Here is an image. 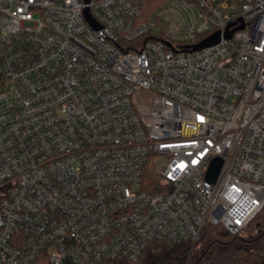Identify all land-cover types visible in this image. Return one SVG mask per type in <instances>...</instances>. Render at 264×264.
Listing matches in <instances>:
<instances>
[{"label":"built area","instance_id":"built-area-1","mask_svg":"<svg viewBox=\"0 0 264 264\" xmlns=\"http://www.w3.org/2000/svg\"><path fill=\"white\" fill-rule=\"evenodd\" d=\"M263 210L264 0H0V264L134 261Z\"/></svg>","mask_w":264,"mask_h":264},{"label":"trees","instance_id":"trees-1","mask_svg":"<svg viewBox=\"0 0 264 264\" xmlns=\"http://www.w3.org/2000/svg\"><path fill=\"white\" fill-rule=\"evenodd\" d=\"M263 211L240 233L207 223L195 243L151 242L137 260L119 264H264V224H255Z\"/></svg>","mask_w":264,"mask_h":264},{"label":"water","instance_id":"water-1","mask_svg":"<svg viewBox=\"0 0 264 264\" xmlns=\"http://www.w3.org/2000/svg\"><path fill=\"white\" fill-rule=\"evenodd\" d=\"M86 1H89V0H86ZM86 14H87L88 19H90V15L88 13V10H86ZM243 27L244 26L242 24L238 28H243ZM233 32H234V30L228 31L226 33V36L228 38H230L232 36ZM219 40H220V34L216 33V34L210 36L209 38L205 39L201 43H199L197 46H195V49H200L202 47L212 45V44L218 42ZM167 44L169 45V43H167ZM222 166H223V160L221 158L214 159L212 161L210 168H209V171L207 173V179L210 180L211 182H215L216 179L218 178L220 172H221Z\"/></svg>","mask_w":264,"mask_h":264},{"label":"rangeland","instance_id":"rangeland-1","mask_svg":"<svg viewBox=\"0 0 264 264\" xmlns=\"http://www.w3.org/2000/svg\"><path fill=\"white\" fill-rule=\"evenodd\" d=\"M263 216L262 217H260V218H258V220L256 221V223L255 224H264V211H263ZM254 232V231H253Z\"/></svg>","mask_w":264,"mask_h":264}]
</instances>
